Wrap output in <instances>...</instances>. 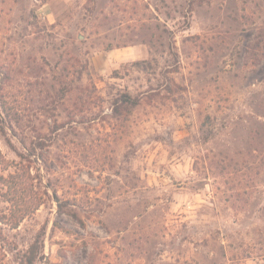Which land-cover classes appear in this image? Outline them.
<instances>
[{
    "label": "rangeland",
    "instance_id": "rangeland-1",
    "mask_svg": "<svg viewBox=\"0 0 264 264\" xmlns=\"http://www.w3.org/2000/svg\"><path fill=\"white\" fill-rule=\"evenodd\" d=\"M0 95V264H264V0H0Z\"/></svg>",
    "mask_w": 264,
    "mask_h": 264
},
{
    "label": "trees",
    "instance_id": "trees-1",
    "mask_svg": "<svg viewBox=\"0 0 264 264\" xmlns=\"http://www.w3.org/2000/svg\"><path fill=\"white\" fill-rule=\"evenodd\" d=\"M1 98L2 96L0 95L1 109L5 111L4 115L8 116L9 112L6 111V102ZM130 102L134 103L132 100ZM0 137L5 141V144L11 148L13 147L1 116ZM16 156L17 160H9L0 149V168L7 171L6 174L0 173V198L7 203L6 210L0 213V223L10 229H16L24 218L38 209L46 193L45 191H39L37 187L36 176L31 170L29 156L21 152H16ZM0 240L6 241L1 231ZM16 247L13 244V248L17 249ZM38 251L39 235L37 234L27 248L17 250V264H34Z\"/></svg>",
    "mask_w": 264,
    "mask_h": 264
}]
</instances>
